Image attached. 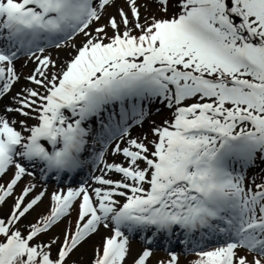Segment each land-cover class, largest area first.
<instances>
[{
    "label": "snow or ice",
    "instance_id": "1",
    "mask_svg": "<svg viewBox=\"0 0 264 264\" xmlns=\"http://www.w3.org/2000/svg\"><path fill=\"white\" fill-rule=\"evenodd\" d=\"M152 2L162 17L142 21L147 5L126 0L119 19L92 28L114 0H0V98L20 80L21 55L35 64L25 77L33 86L0 115V177L12 173L0 203L37 170L43 184L89 165L93 173L92 184L53 191L47 214L22 226L46 195L28 199L36 185H24L0 218V264H70L100 228L110 234L91 264H125L137 235L145 247L132 264H148L152 246L163 237L168 249L174 233L194 252L190 264H264V176L246 183L264 161V0H176L171 16L169 0ZM50 48L72 51L57 67ZM156 100L171 119L151 128V140L131 137ZM113 144L123 162L105 159ZM74 204L62 242L40 240ZM168 256L158 264H178Z\"/></svg>",
    "mask_w": 264,
    "mask_h": 264
},
{
    "label": "rangeland",
    "instance_id": "2",
    "mask_svg": "<svg viewBox=\"0 0 264 264\" xmlns=\"http://www.w3.org/2000/svg\"><path fill=\"white\" fill-rule=\"evenodd\" d=\"M137 3L147 5V11H145L143 7L140 9V16L142 21L145 16H151L155 14L157 17H162L164 15L158 10L157 4L153 3L152 0H137ZM175 4L176 0H169V10L167 14L168 16H171L176 11V8L174 7ZM118 8H123L125 11H128L126 6V0H114L113 6L107 7L104 10L102 18L98 23H94L92 25V28L105 24L109 16H117V19H119L117 15ZM82 41L83 36H77L74 40V43L79 46ZM47 51L51 53L53 59H57V67H59L64 60L69 58V52H71L72 49L62 48L58 50L55 48H50ZM34 68V62L32 60H29L26 56L21 55L17 59V61H15V70L19 74L20 80L14 84V86L7 95L0 98V115L6 114L4 112L6 106H16L12 98L17 92H19L22 88L33 86L29 81L25 79V77L30 75ZM144 106L147 108L148 115L144 119L142 125H133L130 128V135L131 137L135 138H142L143 136L147 135L148 139L151 140L153 139V136L151 134V128L154 125H161L164 120H170L172 117V110L167 108L165 106V103H162L157 100L153 102H145ZM7 115L9 119L21 118L14 113H9ZM32 122L33 121L31 120L28 121L29 124H31ZM85 126H87V124ZM112 146H114V144L110 145L109 151L105 153V159L109 163L123 162L124 158L122 155H114L111 153L110 149ZM121 146H123V144ZM99 167H102V165H100ZM90 174H93L92 171H90L89 176L86 178V180H88V182L92 184L93 182L90 179ZM94 174L99 175L100 171L97 170ZM11 175L12 173L10 171L7 175L0 177V184H6V182L11 178ZM110 175L113 179L119 178V176L115 173H112ZM262 176H264V161L257 159L255 166L249 167L248 171L246 172V183H251L253 179H255L256 183H260ZM30 182L34 183L36 187L33 189L28 199H31L32 196L36 195L39 191L45 188L46 195L43 197L42 202H39L36 206H34V208L30 210V212L26 215V217L21 220L20 223L22 226L29 222L34 223L37 219H39L41 215L47 214L48 208L51 203L50 196L53 191H59L61 189L66 191L67 187H78L80 183L76 182L71 185H63L62 183H60L59 185H55L53 182L47 181L46 184H43L39 178V172L37 170L36 178L34 180L27 176L23 177L22 180L19 181L18 184L15 186L12 195L10 197H7L5 202L0 203V218H3L8 215L11 205L15 200V197L19 195L24 185ZM76 216L77 206L74 204L71 210V214L66 217H62L61 220L58 221L55 225H53V227L48 230L46 234H41L39 236V239L47 242L50 238L59 237L60 242H62L63 233L65 229L68 228L69 224H71L74 228ZM109 234V230L100 228V230L96 234L92 235L90 239H88L85 243L81 244L76 250L71 253L69 257L70 264H72V262H75V264H91V260L94 258V249L101 244L102 237ZM135 238L136 236L131 239V250L125 264H132L133 257H135L136 254L142 251L143 247H145L144 243L137 241ZM152 249V255L148 261V264H158L159 261H167L169 259L168 251H173L177 253L178 264H190V262L196 258L194 252L187 253L184 251V249H165L163 247V243H161V240L156 242L152 246ZM52 253L53 255H55L56 253L55 245L53 246ZM242 254L249 255L246 250H242ZM249 259H251L250 255Z\"/></svg>",
    "mask_w": 264,
    "mask_h": 264
},
{
    "label": "bare ground",
    "instance_id": "3",
    "mask_svg": "<svg viewBox=\"0 0 264 264\" xmlns=\"http://www.w3.org/2000/svg\"><path fill=\"white\" fill-rule=\"evenodd\" d=\"M2 103V102H1Z\"/></svg>",
    "mask_w": 264,
    "mask_h": 264
}]
</instances>
